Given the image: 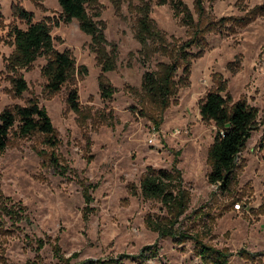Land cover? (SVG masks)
<instances>
[{
	"label": "rangeland",
	"instance_id": "rangeland-1",
	"mask_svg": "<svg viewBox=\"0 0 264 264\" xmlns=\"http://www.w3.org/2000/svg\"><path fill=\"white\" fill-rule=\"evenodd\" d=\"M182 1L199 23L196 0ZM98 2L105 36L117 46L116 70L106 74L116 89L110 99L100 94L101 67L90 48V36L76 19L62 20L57 0H0V113L38 99L58 133L56 154L69 166L60 171L49 166L39 151L44 148L42 136L11 135L9 147L0 153V264H83L99 259H119L123 264H202L192 240L178 244L149 226L150 218L167 221L161 204L132 192L147 167L173 165L182 171L190 193L181 218L184 225L204 231L207 243L231 252L230 264H264V0H204L203 24L207 29L223 25L224 30L205 35L206 49L193 60L188 84L179 88L177 102L162 115L151 108L141 80L144 72L155 71L168 58L155 54V41L142 47L136 37L137 22L142 7L148 5L167 42L184 41L191 30L182 22L183 15L158 0ZM13 4L30 11L34 21H47L56 49H69L77 64L87 67L84 78L76 79L86 121L69 108L68 87L53 95L45 92L44 58L28 70L8 72L7 59L14 51L9 30L27 26L14 15ZM15 74H22L29 86L21 97L13 94L8 78ZM218 75L227 82L226 92L233 101L244 98L259 110V130L239 155L237 184L229 192L207 181L215 127L204 123L199 114V102ZM155 123L159 135L152 145L150 131ZM236 203L240 209L234 207ZM199 207L214 217L210 221L205 217V226L201 219L193 220L192 213ZM24 213L27 217L21 221ZM38 239H44L41 247ZM147 245H156L157 253L146 251L139 257ZM242 249L251 253L249 259L239 256Z\"/></svg>",
	"mask_w": 264,
	"mask_h": 264
},
{
	"label": "trees",
	"instance_id": "trees-1",
	"mask_svg": "<svg viewBox=\"0 0 264 264\" xmlns=\"http://www.w3.org/2000/svg\"><path fill=\"white\" fill-rule=\"evenodd\" d=\"M61 8V18L65 23L76 19L80 29L90 36V48L96 56L101 67L99 76V89L103 99H110L116 89L106 77L108 72L116 70L117 46L108 42L105 36L106 25L100 18L101 12L97 10L98 0H57ZM170 3L176 15H183L182 22L189 27L188 39L167 42L152 18L148 5L142 7V14L137 22L136 37L142 47H148L149 41H155L153 51L168 58V62L159 63L155 71L144 72L141 80V91L151 103V108L162 115L171 104L177 102V93L181 86L188 84L190 68L193 60L201 57L206 49L205 35L209 31L222 32L223 25L207 29L203 24L205 17L204 0H196V8L200 22L195 18L188 6L182 0H158V4ZM14 15L26 23V28L13 26L9 34L13 39L14 51L7 59L8 72L28 70L39 58L45 59L41 67L42 75L47 80L44 90L53 95L68 87L66 102L78 117L83 121L87 116L81 109L79 91L76 79H83L87 74L85 65H78L69 49L57 50L52 35L51 25L45 21H34L33 14L19 4H13ZM0 25L2 15L0 13ZM220 21L216 22L219 24ZM164 35H163V34ZM13 72V73H14ZM10 76V75H9ZM11 89L15 96L21 97L29 86L22 74L8 77ZM214 84L199 102V114L206 124H213L215 134L213 142L208 149L207 163L209 172L207 181L217 186V189L229 192L237 184L239 155L245 149L247 141L253 132L259 130V110L251 106L246 99L233 101L226 92L227 82L221 75L214 76ZM142 113V111H141ZM144 114V113H142ZM152 121V119H150ZM156 122V121H155ZM158 123L154 124L158 128ZM14 133L19 139L30 138L34 135L42 136L40 154L55 171L68 168L60 162L56 154L59 143L58 133L53 125L47 110L39 104L38 99L27 101L26 105H14L3 109L0 113V153L10 145L11 135ZM134 194L145 200H154L161 204L165 210L166 222L163 218L149 219V226L162 237H171L177 242L185 243L192 240L195 250L201 258L202 264H230L232 255L227 249L217 248L207 243L204 231H195L193 226L184 225L181 219L189 207L190 193L184 185L182 171L176 165L170 169L147 167L140 179L138 188L132 189ZM1 199V197H0ZM87 201L90 200L86 198ZM0 208H3L0 203ZM25 207L19 210L24 211ZM203 207L193 211V220L201 219L205 226V217L213 220L210 213L203 212ZM222 212L218 214L221 216ZM27 217L21 214V221ZM191 217V215L189 216ZM195 222V221H194ZM38 247L44 244V239L37 240ZM146 251L156 254V245L143 247L139 257H144ZM156 251V252H155ZM239 256L249 259L248 251L242 249ZM73 254L71 257L75 256ZM70 257V258H71ZM130 258V257H127ZM83 264H123L119 259L89 260Z\"/></svg>",
	"mask_w": 264,
	"mask_h": 264
},
{
	"label": "built area",
	"instance_id": "built-area-1",
	"mask_svg": "<svg viewBox=\"0 0 264 264\" xmlns=\"http://www.w3.org/2000/svg\"><path fill=\"white\" fill-rule=\"evenodd\" d=\"M150 133H151V137L149 139V143L153 145L155 143V141L158 139L159 132L157 131V129L155 127H153V129L150 131ZM234 207L236 209H240L241 208V204L240 203H236L234 205Z\"/></svg>",
	"mask_w": 264,
	"mask_h": 264
}]
</instances>
